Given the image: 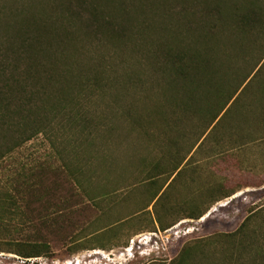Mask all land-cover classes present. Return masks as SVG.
Returning <instances> with one entry per match:
<instances>
[{"label": "trees", "instance_id": "16d2710c", "mask_svg": "<svg viewBox=\"0 0 264 264\" xmlns=\"http://www.w3.org/2000/svg\"><path fill=\"white\" fill-rule=\"evenodd\" d=\"M44 3L46 10H38ZM154 6L151 0H0V159L56 127L93 136L95 116L83 110L88 95L103 101L109 95L113 106L125 104L124 93L149 89L160 96L155 122L157 116L196 120L203 135L211 129L204 141L212 136L221 152L229 153V143L238 144L230 151L263 146L264 0ZM138 8L159 11V20L142 15L136 23ZM213 192L205 210L188 208V218H202L235 194L224 185ZM42 245L22 243L19 254H46L49 246ZM207 262L264 264V203L250 208L235 232L185 246L170 264Z\"/></svg>", "mask_w": 264, "mask_h": 264}, {"label": "rangeland", "instance_id": "374dc122", "mask_svg": "<svg viewBox=\"0 0 264 264\" xmlns=\"http://www.w3.org/2000/svg\"><path fill=\"white\" fill-rule=\"evenodd\" d=\"M133 14L136 23L142 15L159 20L152 8ZM148 91L122 94L131 116L109 95H88L93 136L56 127L0 159V252L13 255L4 264H170L185 246L235 232L264 203V144L230 151L238 144L229 143L221 152L196 120L155 122L160 96ZM220 185L235 194L188 218V208L205 210ZM22 243L49 250L24 258Z\"/></svg>", "mask_w": 264, "mask_h": 264}, {"label": "built area", "instance_id": "2783aa9c", "mask_svg": "<svg viewBox=\"0 0 264 264\" xmlns=\"http://www.w3.org/2000/svg\"><path fill=\"white\" fill-rule=\"evenodd\" d=\"M133 243V242H132ZM146 243H148V242H146ZM130 249V251L132 250V248H129ZM129 249H127L126 250V252L127 251H129ZM6 255H9V257H12L13 255H11V254H4V253H1L0 252V264H4V262L2 261V259L6 256ZM36 261V260H35ZM32 264H34V263H32Z\"/></svg>", "mask_w": 264, "mask_h": 264}, {"label": "bare ground", "instance_id": "6f19581e", "mask_svg": "<svg viewBox=\"0 0 264 264\" xmlns=\"http://www.w3.org/2000/svg\"><path fill=\"white\" fill-rule=\"evenodd\" d=\"M72 264V263H71Z\"/></svg>", "mask_w": 264, "mask_h": 264}]
</instances>
